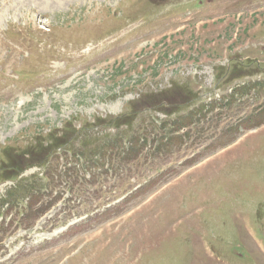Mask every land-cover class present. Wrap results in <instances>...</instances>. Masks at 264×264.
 Instances as JSON below:
<instances>
[{"label":"rangeland","instance_id":"obj_1","mask_svg":"<svg viewBox=\"0 0 264 264\" xmlns=\"http://www.w3.org/2000/svg\"><path fill=\"white\" fill-rule=\"evenodd\" d=\"M0 264H264V0H0Z\"/></svg>","mask_w":264,"mask_h":264},{"label":"trees","instance_id":"obj_2","mask_svg":"<svg viewBox=\"0 0 264 264\" xmlns=\"http://www.w3.org/2000/svg\"><path fill=\"white\" fill-rule=\"evenodd\" d=\"M49 141H50V143H51V145H53V151H54V153H56V152H58L59 150H67V149H61L62 147H64V145L66 144H64V143H60L59 141H61V138H58L57 136H56V134L55 135H50L49 136ZM71 149V148H70ZM69 149V150H70ZM27 154H26V152L25 153H23V156H26ZM27 156H29V155H27ZM6 159H7V171H5V170H3L4 171V173H8L9 172V169H11V167H10V162L8 161L9 160V157L7 156L6 157ZM46 158H41V160L39 159V160H37V164L39 165V164H41V163H47V161H43V160H45ZM24 171V169L23 170H21L20 172H23ZM20 174V173H19ZM14 176H8V178H7V180H9V179H12Z\"/></svg>","mask_w":264,"mask_h":264}]
</instances>
